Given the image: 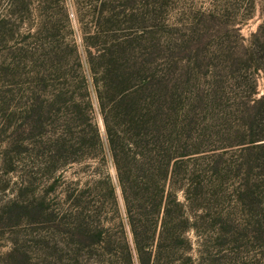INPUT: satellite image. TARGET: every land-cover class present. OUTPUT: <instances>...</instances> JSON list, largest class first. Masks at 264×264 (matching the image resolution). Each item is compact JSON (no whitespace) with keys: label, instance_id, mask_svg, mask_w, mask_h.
I'll return each instance as SVG.
<instances>
[{"label":"trees","instance_id":"obj_1","mask_svg":"<svg viewBox=\"0 0 264 264\" xmlns=\"http://www.w3.org/2000/svg\"><path fill=\"white\" fill-rule=\"evenodd\" d=\"M144 21L99 26L83 40L91 49L85 69L75 43L62 37L29 43L0 67L16 94L11 118L26 134L10 139L8 166L25 161L27 175L42 184L47 264L210 262L198 241L193 261L188 238L202 221H191L193 208L221 214L218 155L206 154L214 150L203 147L200 119L219 106L224 121L233 116L237 104L226 89L234 72L220 68L222 55L169 58L163 25ZM192 59L206 71L192 69ZM254 91L252 83L245 93Z\"/></svg>","mask_w":264,"mask_h":264},{"label":"rangeland","instance_id":"obj_2","mask_svg":"<svg viewBox=\"0 0 264 264\" xmlns=\"http://www.w3.org/2000/svg\"><path fill=\"white\" fill-rule=\"evenodd\" d=\"M109 20L124 28L143 20L163 25L159 37L168 41L164 52L171 59L204 53L226 56L220 68L234 72L226 93L237 112L228 110L233 116L224 121L219 106L200 119L206 126L200 131L203 147L214 150L206 154L218 155L214 160L220 193L215 202L221 214L216 218L191 210L192 222L202 216L197 229L188 233L191 256L193 261L197 257L198 241L202 251L211 253L208 264H264V138L248 143L264 137V0H0V67L29 43L62 37L75 43L85 69L86 51L91 49L83 40ZM201 62L192 59L190 67L204 73L206 63ZM1 72L0 68V264H47L45 214L39 207L42 184L27 175L25 161L15 170L8 166L15 155L10 139L24 131L16 117L11 118L10 94L15 91ZM252 83L255 91L249 98L245 91ZM236 119L243 126L230 128ZM221 145L227 147L220 149ZM109 172L114 176L111 167Z\"/></svg>","mask_w":264,"mask_h":264}]
</instances>
